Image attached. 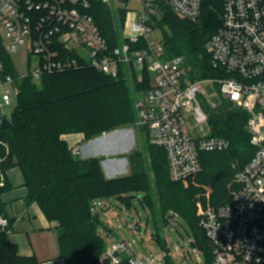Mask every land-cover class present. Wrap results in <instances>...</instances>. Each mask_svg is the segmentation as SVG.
Segmentation results:
<instances>
[{"label": "trees", "instance_id": "obj_1", "mask_svg": "<svg viewBox=\"0 0 264 264\" xmlns=\"http://www.w3.org/2000/svg\"><path fill=\"white\" fill-rule=\"evenodd\" d=\"M89 13L95 18L101 33L111 48L121 43L115 28L111 6L103 0H87ZM120 19L128 13L127 0H121ZM157 2L163 5L157 10ZM156 14L148 20L163 32L165 56L185 58V78L191 81L217 77L222 70L212 65L206 44L222 25L223 1L203 0L197 21L180 19L162 0H155ZM159 13V14H158ZM146 47L145 41L133 44L132 49ZM1 79L18 77L11 56L0 38ZM19 94L10 114L11 127L0 129V216H7L3 192L10 186L6 172L19 167L28 189L26 202L37 203L50 222H56L60 258L65 264H100L106 247L99 228L103 226L96 213L95 202L115 196L130 206L129 192H142L143 204L156 219H166L168 211L182 214L193 225L198 246L211 264V249L204 230L199 225L197 208L181 182L169 177L166 151L150 144V169L143 163L141 151L129 155L131 174L109 179L102 162L104 157L82 158L75 154L66 134L83 133L86 142L118 127L137 123L135 90L148 91L151 74L145 70L143 80L134 72L121 67L120 75L112 78L90 66L60 73L47 74L40 81L30 77L18 81ZM202 101V99H201ZM211 129L209 135L220 136L231 143L223 152L200 153V181L213 187V207L229 202L227 184L236 170L243 168L254 156L246 125L249 115L224 101L218 107L202 102ZM5 180V181H4ZM4 181V182H3ZM0 264H41L38 258L22 256L5 232L0 230ZM109 264V263H106Z\"/></svg>", "mask_w": 264, "mask_h": 264}, {"label": "built area", "instance_id": "obj_2", "mask_svg": "<svg viewBox=\"0 0 264 264\" xmlns=\"http://www.w3.org/2000/svg\"><path fill=\"white\" fill-rule=\"evenodd\" d=\"M153 1L139 0L142 12L128 18L120 45L111 48L87 0H0V27L10 41L7 53L30 44L27 73L1 79L4 105L18 96V81L25 77L40 81L47 74L90 66L112 78L127 67L143 80L147 70L151 87L136 100V124L147 131L152 145L166 151L170 179L186 182L201 172L200 153L231 147L224 137L194 138L186 129L189 112L199 123L208 122L203 86L216 83L226 101L249 115L246 128L255 154L236 173L229 202L203 209L199 225L211 249V264H264V0H222V25L206 44L212 65L222 72L196 81L185 78L183 56L168 59L164 42L150 40L147 22L156 14ZM162 1L182 19L200 18L203 0ZM142 40L146 47L133 50ZM80 151L73 148L75 154ZM0 230L10 238L9 216H0ZM99 232L106 242L100 264H158L138 258L108 228L101 226Z\"/></svg>", "mask_w": 264, "mask_h": 264}, {"label": "rangeland", "instance_id": "obj_3", "mask_svg": "<svg viewBox=\"0 0 264 264\" xmlns=\"http://www.w3.org/2000/svg\"><path fill=\"white\" fill-rule=\"evenodd\" d=\"M108 2L114 13L115 28L119 37L122 39L124 31L126 30L128 18L134 16V14H140L142 12V4L139 0H127L129 10L125 21H121L119 10L125 6L124 3H122L121 0H108ZM156 4V8L159 11L163 5L159 2ZM176 16L182 19L177 14ZM0 38L5 49H8L10 41L7 39L5 32L1 27ZM150 40H163V32L157 24L156 27L154 26L152 28ZM29 48L30 44L27 42L26 45L21 47L20 52L11 54L12 62L20 75H24L28 71L30 56ZM31 58L32 60L34 59L33 57ZM5 88L8 87L5 86L4 89ZM203 88L204 93L201 96L202 102H206L211 107H218L225 101L219 91V86L216 83L205 82ZM2 91L3 88H0V104L4 105ZM145 92L146 91L142 88L135 90V102L140 94ZM15 104L16 97L12 95L10 105H4L3 107L4 115L9 117ZM185 117L187 123L186 129L189 135L198 138L210 134L211 129L209 122L199 123L194 112L186 113ZM114 131H118L112 136L113 140H117L113 142L117 145V151L107 156L101 150H98L97 152L95 151V156L106 155L103 161H118V163L123 166L120 175H129L131 174L129 155L135 150L141 151L143 152V163L145 168L149 171L151 164L149 146L151 143L149 142L147 131L145 129L142 131L137 124H134L129 127H118L106 133L109 134ZM106 133H103L98 137H101ZM101 143L102 142L100 141L99 145H102ZM93 155L94 152H92V155L90 156ZM238 171L239 170H236V173ZM149 177L152 181L153 174L150 171ZM180 186L191 195L195 207L197 208V217L200 216L203 209L215 206L212 203L213 187L208 183L200 181V175L195 176L186 182H181ZM233 188H235V176L227 184L228 197L225 200L230 199ZM125 196L132 197V203L130 206H128L123 199L118 197H105L97 204L96 214L103 226L113 233L114 238L126 242L138 258L143 260L152 259L158 264H207L205 251L193 244L197 241L196 232L187 218L182 214L168 211L165 220L156 219L154 213L143 204L142 200L144 194L142 192H129L128 194H125ZM139 228H143L142 233ZM42 240H44V238H42ZM163 240L167 241L168 248L171 250L168 255L165 252ZM55 257L51 259H55Z\"/></svg>", "mask_w": 264, "mask_h": 264}, {"label": "crops", "instance_id": "obj_4", "mask_svg": "<svg viewBox=\"0 0 264 264\" xmlns=\"http://www.w3.org/2000/svg\"><path fill=\"white\" fill-rule=\"evenodd\" d=\"M141 130L144 131V129ZM63 138L71 148H80V156L82 158L106 157L109 154L95 156V151L117 148V145L113 143L117 140H113L112 136L100 140L102 145H99L100 141L95 143H92V140L86 142L83 133L66 134ZM92 152H94V155L90 156ZM102 167L106 177L109 179L127 176L120 175L123 166L118 161L112 162L109 160L106 164L102 162ZM5 182L10 187L3 192L2 200L6 205L7 216L12 219L13 226V233L9 239L11 243L17 246L18 253L22 256L35 255L41 264H58L59 261H63L64 264V260L59 257L58 235L55 229L57 223L50 222L37 203L27 204L28 189L25 185V177L22 170L17 166L10 168L6 172ZM54 257L55 259H51Z\"/></svg>", "mask_w": 264, "mask_h": 264}, {"label": "water", "instance_id": "obj_5", "mask_svg": "<svg viewBox=\"0 0 264 264\" xmlns=\"http://www.w3.org/2000/svg\"><path fill=\"white\" fill-rule=\"evenodd\" d=\"M12 125V122L10 120V118L6 115H4V109L2 107V105L0 104V129L1 130H6L8 129L9 127H11ZM118 131H114L112 133H109V134H104L103 136L101 137H98L94 140H92V143H95L96 141H100V140H103L104 138L108 137V136H113L117 133ZM104 154H111L115 151H117V148L116 149H107V150H101ZM121 160V159H120ZM109 160H105L103 161L104 164H106ZM140 232L142 233L143 232V228H139ZM163 244H164V248H165V252L166 254L168 255L170 253V249L168 248V244H167V241L166 240H163ZM58 264H63V261H59ZM65 264V263H64Z\"/></svg>", "mask_w": 264, "mask_h": 264}]
</instances>
